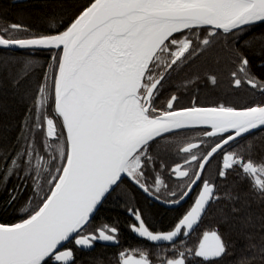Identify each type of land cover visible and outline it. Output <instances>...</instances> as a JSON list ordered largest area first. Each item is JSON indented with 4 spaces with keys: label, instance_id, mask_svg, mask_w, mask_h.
<instances>
[{
    "label": "snow or ice",
    "instance_id": "obj_1",
    "mask_svg": "<svg viewBox=\"0 0 264 264\" xmlns=\"http://www.w3.org/2000/svg\"><path fill=\"white\" fill-rule=\"evenodd\" d=\"M39 16L0 14V264H264V0Z\"/></svg>",
    "mask_w": 264,
    "mask_h": 264
},
{
    "label": "trees",
    "instance_id": "obj_2",
    "mask_svg": "<svg viewBox=\"0 0 264 264\" xmlns=\"http://www.w3.org/2000/svg\"><path fill=\"white\" fill-rule=\"evenodd\" d=\"M13 0H0V14L7 15L10 19H23L25 23L38 24L41 27L46 26V21L42 20L39 16V11L43 10L47 13H55L59 11L60 0H47L48 7L43 8L44 0H25L24 2L13 3ZM83 2V0H80ZM190 96L182 95L181 103H190ZM15 182V181H13ZM11 187V184L9 185ZM187 207V204L184 205ZM182 211V209H181ZM103 218L109 222L119 221V227L121 228V244L127 246L128 244L136 245L138 239L133 237L127 231V223L129 217L122 207H109L106 212L102 214ZM171 217H163L160 219L157 226L166 225ZM100 222V217L94 221V225ZM117 251L115 247H100L97 246L93 251L89 253H83L85 257H103L104 264H108L112 257V254ZM85 264H96L94 260L86 259Z\"/></svg>",
    "mask_w": 264,
    "mask_h": 264
},
{
    "label": "water",
    "instance_id": "obj_3",
    "mask_svg": "<svg viewBox=\"0 0 264 264\" xmlns=\"http://www.w3.org/2000/svg\"><path fill=\"white\" fill-rule=\"evenodd\" d=\"M25 0H13V3H17V2H24ZM135 236V234H133ZM136 237V236H135ZM137 238V237H136Z\"/></svg>",
    "mask_w": 264,
    "mask_h": 264
},
{
    "label": "flooded vegetation",
    "instance_id": "obj_4",
    "mask_svg": "<svg viewBox=\"0 0 264 264\" xmlns=\"http://www.w3.org/2000/svg\"><path fill=\"white\" fill-rule=\"evenodd\" d=\"M126 215H127V213H126ZM128 216V215H127ZM127 231L133 236V237H135L134 235H133V233H131L129 230H128V228H127ZM136 238V237H135ZM136 239H138V238H136ZM99 246V245H98ZM100 247H102V246H100ZM94 250V249H93ZM92 250V251H93Z\"/></svg>",
    "mask_w": 264,
    "mask_h": 264
}]
</instances>
